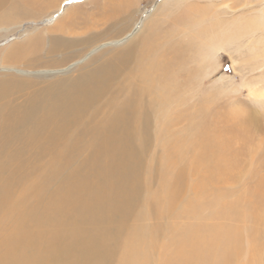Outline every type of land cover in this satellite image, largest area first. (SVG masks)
<instances>
[{
	"label": "bare ground",
	"instance_id": "1",
	"mask_svg": "<svg viewBox=\"0 0 264 264\" xmlns=\"http://www.w3.org/2000/svg\"><path fill=\"white\" fill-rule=\"evenodd\" d=\"M25 1L34 3L36 14L53 4ZM110 1L101 36L121 35L127 26L114 29L116 22L133 11L134 0ZM73 11L53 26L59 34H38L1 50V60L12 66L4 72L25 74L21 65L54 73L52 66L80 58L95 39L69 50L82 44L78 33L85 32L84 13ZM196 14L188 5L172 24L156 18L121 53L76 76L33 83L0 75V264H233L244 256L257 232L231 220L262 215L241 204V196L231 200L229 192L209 190L235 159L205 120L194 122L208 113V97L198 108L191 69L210 39L207 29L190 33ZM18 16V0H0V24ZM182 121L188 125L175 128ZM152 135L161 138L160 155L149 159ZM47 153L48 161L33 177L28 173L33 180L26 183L21 169ZM75 161L77 170L48 192ZM178 164L184 166L175 171ZM155 169L159 185L152 189ZM193 174H201L196 183ZM189 188L193 194L184 199ZM179 214L196 221L165 227L147 222ZM216 216L231 223L202 221Z\"/></svg>",
	"mask_w": 264,
	"mask_h": 264
},
{
	"label": "rangeland",
	"instance_id": "2",
	"mask_svg": "<svg viewBox=\"0 0 264 264\" xmlns=\"http://www.w3.org/2000/svg\"><path fill=\"white\" fill-rule=\"evenodd\" d=\"M18 1V19L0 24V75L4 73L13 74L19 76V80H32L33 83L35 81L40 83L47 82V80H61L76 76L79 73L91 70V68H100L98 65L112 55L121 53L126 49L132 40L143 32L146 27L153 25L156 18L162 20L163 25L172 24L176 17L186 10L188 5L193 7L194 14L199 13L192 21L193 26H191L190 33L197 32L194 29L198 31L207 29L210 32L208 34L210 39L204 52L198 53L196 58L199 61L194 62L191 74L193 75L195 98L199 99L197 103L201 101L204 95L208 97V102L203 104L207 107L208 113L204 119L200 117L195 119L194 122L198 124L201 120H205L208 123L209 133L219 135L215 139L225 143L228 142L224 151L233 155L235 159V163L230 166L228 172L224 175V179L214 181L211 185L212 188L210 187L209 190L219 188L224 193L229 192L231 200L241 196V204L249 205L251 212L260 211L263 216H260V219L257 220L250 217L240 221H232L216 216L210 217L211 219L203 218L202 221L204 220L209 224L232 222L231 224H244L246 227H253L257 232L255 233V235L257 234L255 240L245 244L244 256L238 257L236 261H233V264H264V194L262 192L264 187L261 185L264 178V0H134L131 6L133 11L129 10L128 15L124 14L120 17L116 22L118 26L114 29H120L122 26L127 27L121 31V35L113 34V36L98 34L102 33L101 29L105 26L103 25L106 17L104 14L106 6L104 4L113 3L114 1L53 0V4L51 1L49 2L50 5L46 2L48 5H44L41 14L35 13L37 10H35L34 3L30 2L32 3L31 7L30 3L25 0ZM25 3L29 9L23 7ZM22 9L23 11H21ZM74 9L84 13V16L80 18V28L85 32L78 33V36L83 39L82 44L69 50L83 49L85 40L95 39L93 40L95 41L94 44L89 45L90 47L85 49L86 52L80 58H77L78 56L74 57L59 65L60 67L52 66L50 70H53L54 73H40L34 70L38 68L21 65L17 68L19 70L22 68L23 70H21L25 74L15 72L13 68H7L4 72V67H10L11 65L1 60L3 57L2 51L17 42H25L27 38L28 41L38 34H43L46 37L59 34L58 29L52 31L53 26L61 20L67 11L71 13L74 12ZM24 12L28 13L25 14ZM108 12L107 18L112 14V11ZM32 13L36 16L34 14L32 16ZM24 14L26 16H23ZM118 16H120L119 13L116 17ZM132 21L133 24L129 34H123V36L122 33L128 29ZM107 31H111V29L108 28ZM48 44L47 42L46 45ZM198 62L200 64L197 67ZM200 105L201 103H198L197 107L200 108ZM187 123L188 121H182L175 128L182 129L188 125ZM160 140L161 138L152 135L150 139L151 149L146 155L147 158L151 159L160 155V149L156 143ZM34 156L26 155L27 158L31 159ZM49 158V153L42 154L36 163L31 161L21 169V172H24L28 177L26 183L33 180L31 176L38 173L39 170L41 171L38 167L44 166ZM178 166L175 171L184 165L178 164ZM77 167L79 166L76 161L69 163L67 168L65 167V170L63 169L60 172L59 177L52 181L53 184L49 186L51 189L47 191L53 192L56 190L60 186V182H63L64 178L67 180V177L75 172ZM203 170L205 169L201 167V171ZM201 174L203 175V173ZM201 174L191 175L190 181L196 183V179H200ZM158 175L159 173L155 169L151 179L152 189L157 188L159 185ZM185 186H187L186 183ZM192 194L193 192L189 188L182 197L186 199ZM260 194L263 195L262 201H260ZM182 199L180 204L183 202ZM180 215L182 214H179V217L171 215L165 218L151 216L147 219V222L154 223L150 225L160 224L165 227V224H174L173 222L183 225L196 221L188 216ZM157 219L158 223H156ZM253 236L250 233L249 237L251 239Z\"/></svg>",
	"mask_w": 264,
	"mask_h": 264
}]
</instances>
